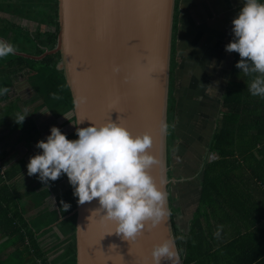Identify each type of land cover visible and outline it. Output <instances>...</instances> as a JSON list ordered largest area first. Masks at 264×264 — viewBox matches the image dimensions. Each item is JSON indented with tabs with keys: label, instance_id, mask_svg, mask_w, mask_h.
<instances>
[{
	"label": "crops",
	"instance_id": "1",
	"mask_svg": "<svg viewBox=\"0 0 264 264\" xmlns=\"http://www.w3.org/2000/svg\"><path fill=\"white\" fill-rule=\"evenodd\" d=\"M18 2L21 0H0V3ZM243 2L244 0H178V31L180 29L181 32L179 44L184 43L186 30L187 34L195 26L201 27V30L189 45H185L190 52L187 55L180 54L182 60L180 64L176 62L177 66L182 65L183 70L189 72L193 65L200 61L199 65L203 67L204 72V77L199 81H203L202 91L190 100L199 103V106L195 105L193 110L184 111L185 121L189 125L188 127L184 124L186 129L197 126L187 121L189 119L200 122L201 126H197L198 131L194 134L193 143L189 140L184 141L176 135L177 151L176 148L174 152L171 149L174 139L170 143V159L165 173L166 191L169 193L168 207L172 212L169 218L170 224L184 236L185 264H264V103L261 102L262 98L252 96L250 92H248L250 98L244 94L246 103L243 105L240 122L243 126H239L236 131L232 148L234 154L223 159L228 162L222 164L221 161L218 164L220 157L212 146L214 136L222 125L221 121L225 113L222 98L232 72L234 52L226 51L225 45L233 39L232 20ZM0 17L4 15L0 14ZM2 38L11 42L13 35L4 31ZM15 53L29 55L17 51ZM17 75L11 76L12 83L8 90ZM32 80L36 82L40 81V78ZM188 80L193 81V77H189ZM34 93L32 102L35 100L40 102L31 110L25 109L26 105H21L19 108H11L7 111H16V116L18 113L26 116L20 131L0 133V176L4 177L8 172L7 181L2 184L0 191L7 201V203L3 202L4 208L8 207L11 210L12 217H16V226L21 228L20 235L24 245L28 241V234H31L39 248L48 253V261L53 264L55 252L52 246H58L60 242L63 243V249L67 246L65 243L67 237L59 235L56 230L62 220L55 222V197L72 186L67 176L63 174L59 179L48 181L47 184L41 182L38 174L29 176L27 163L31 156L42 151L36 147V143L50 134L51 126L58 127L68 139H76V132L74 122L71 121L72 110L61 115H58L57 110L50 113L45 105H41L42 100L36 98L35 91ZM179 107L177 109L182 112L183 108L181 105ZM39 110H41L40 116L35 121L33 115L36 117ZM47 115H51L50 120H52L48 123ZM176 115L175 112V117ZM239 130L242 132L240 133ZM10 134L13 137H10ZM15 136L16 141L12 142ZM195 143L197 149L194 151L195 156L192 157L191 146ZM178 159L186 172L190 173L185 178L186 181L171 174L179 170L176 164ZM210 164H212L209 169L212 184L206 191L203 184L206 169ZM27 189L30 194L37 195L40 199L38 203L21 197L28 192ZM72 215L73 213L70 216ZM218 227L219 237L215 235ZM17 240L15 239V242ZM4 241L5 238L0 237V255L4 260L9 261L8 264H13L11 262L13 260L22 262V259L18 257L17 259L15 254L10 255L12 259L9 257L8 254L13 248L6 247ZM29 251L30 254L36 253L32 249ZM39 260L40 258H36V262ZM26 264L31 263L26 260Z\"/></svg>",
	"mask_w": 264,
	"mask_h": 264
},
{
	"label": "water",
	"instance_id": "2",
	"mask_svg": "<svg viewBox=\"0 0 264 264\" xmlns=\"http://www.w3.org/2000/svg\"><path fill=\"white\" fill-rule=\"evenodd\" d=\"M172 8L173 0H57L55 48L37 57L22 55L40 60L59 53L75 132L91 121L118 118L133 134L149 132V151L160 161L150 173L165 191L166 145L159 124L166 120ZM113 64L120 66L118 73L111 71ZM80 96L87 102L76 103ZM98 207L97 200L76 204L75 264H151L152 246L173 236L169 218L135 242L106 234L113 226L98 221L92 213Z\"/></svg>",
	"mask_w": 264,
	"mask_h": 264
},
{
	"label": "clouds",
	"instance_id": "3",
	"mask_svg": "<svg viewBox=\"0 0 264 264\" xmlns=\"http://www.w3.org/2000/svg\"><path fill=\"white\" fill-rule=\"evenodd\" d=\"M232 33L233 39L225 49L239 54L236 67L251 77L250 94L264 98V2L244 0L232 20ZM15 52V45L0 39V59ZM111 71L118 73L120 66L113 64ZM7 91L4 88L0 93ZM75 102L86 103L87 97L80 96ZM25 116L18 113L17 124ZM169 128L166 120L160 122L161 134L168 135ZM76 136L68 139L58 127L51 126L50 134L36 143L42 151L29 158L28 175L38 174L45 184L66 175L78 204L97 200L99 207L92 213L98 214L101 224H112L113 231L106 234L115 233L123 240L135 241L171 217L169 193L157 186L150 173L160 161L149 151L153 144L149 132L133 134L118 118V122L91 121L86 127H77ZM62 205L64 210L70 207L65 202ZM219 233L218 227L215 235L219 237ZM176 240L183 241L184 236L170 235L154 244L150 249L151 264H179Z\"/></svg>",
	"mask_w": 264,
	"mask_h": 264
},
{
	"label": "trees",
	"instance_id": "4",
	"mask_svg": "<svg viewBox=\"0 0 264 264\" xmlns=\"http://www.w3.org/2000/svg\"><path fill=\"white\" fill-rule=\"evenodd\" d=\"M177 7L178 0H173L166 99V116H169V118L172 119L169 121V124H171L174 118L171 113L176 109V99L173 97V73L177 66L175 59L177 54L175 50V41L178 32L179 15ZM0 14L4 15V17H0V28L13 35L11 43L15 45L17 52L26 53L32 56H40L45 51H50L55 48L59 29L57 19V0H21V2L18 3H0ZM22 20H28L29 23L32 24L33 30L24 29V27L19 24V21ZM239 59V54L234 52L231 78L222 98V107L225 109V113L221 121L222 125L217 130L213 139V149L220 157V160L217 161L218 164L227 156H232L234 154L232 148L234 138L236 137V131L239 129V126H243V124L240 125V122L243 105L246 103L244 94L247 95V98H250L248 95V83L250 82L251 77L245 76L243 72L236 67V62ZM59 62V53L46 55L40 60L31 59L18 54L2 58L0 59V90L8 88L11 85V76L25 72L30 76V79L40 78V81L38 80L32 83V88L36 92V98L42 100L41 105H45L50 113L57 110L58 115L70 112L72 110V99L69 88L64 80L62 70L58 68ZM239 76H241V78ZM8 95V92L0 93V133L5 131H8L9 133L15 132L16 130L20 131V127L22 126V123L17 124L15 121L17 117L15 113L16 111L7 112L11 107H15V109L20 107V103L15 100H9ZM261 102L264 103V98L261 99ZM71 121L74 122V116L71 118ZM169 130L171 141L176 138L174 132L175 129L170 127ZM239 132L241 133L242 131L239 130ZM169 154L170 145L167 144L165 166H168L169 164ZM226 162L228 161H223L221 163L223 164ZM211 165L212 164L206 169L203 184L204 190L206 191H208V187L212 184L211 174L209 173V169L212 167ZM7 177L8 172L5 173L4 177L0 176V187L7 181ZM3 202L7 203L0 191V237L5 238L4 242L5 246L7 245L6 247L9 246L13 248V251L8 254L9 257H11V254H15L16 258L18 257L22 259L23 264H26V260L31 264H50L47 257L48 253L39 248L31 234H28V241L26 242V245H24V240L20 235L21 228L16 226V217H12V212L8 207L4 208ZM62 202L69 204L70 207L67 210H64ZM55 204V222L62 220L57 225L56 230L59 235L67 237L65 240L67 246L63 249V243L61 242L58 246H52L54 249L53 251L55 252L53 264H74L75 217L74 215H70L76 209L77 197L73 194V187L57 195L55 197ZM9 215H11V217H9ZM171 230L173 236H180L172 224ZM15 239H18L17 242H15ZM17 245L19 247H17ZM175 245L180 250L182 264H185L186 261L183 259L185 241L176 240ZM30 249L36 251V253L30 254ZM0 256V264H3L6 261L2 255ZM36 258H40L41 261L39 260L36 262Z\"/></svg>",
	"mask_w": 264,
	"mask_h": 264
},
{
	"label": "rangeland",
	"instance_id": "5",
	"mask_svg": "<svg viewBox=\"0 0 264 264\" xmlns=\"http://www.w3.org/2000/svg\"><path fill=\"white\" fill-rule=\"evenodd\" d=\"M178 20H179V15H178ZM19 24L21 26H23L24 29H28L31 31L33 30L32 24L29 23V21L22 20V21H19ZM199 30H201V27H199V26L193 27L192 31H188V34H187V30H186L184 32V35H186V38H185V41L183 44L182 43L179 44V38L181 35V32H179L180 29L177 32L176 41H175V45H176L175 50H176V53H177V51H178V53L176 54L175 59H176V62L178 64H180L181 60H182L180 58V54L184 53L187 55V53L190 52V50H188L185 47V45H189V42L192 41V39L195 36H197ZM224 36H226V34H224ZM2 37H4V31H2L0 28V39H3ZM215 40H217V39L215 38ZM194 63H195V60L193 59V64ZM200 63L201 62L198 61V63H195L193 65V67L190 69V71L192 73L190 71L189 72L184 71L182 65H178L174 69V73H173V81H174L173 82V97L177 101H176V105H175L176 109L173 113H171V115L174 116V118H173V121L171 122V124H169V125H171L170 127H173V129H175L174 132H175V135H177V137H179L180 139H183L184 141L189 140L190 143H193L192 139H194V137H195L194 134L197 133V131H198L197 126H201V123L198 121H195L194 119H192V120L189 119L187 121H189V122L191 121V123H193L194 125H197V126H194L191 129H189V128L186 129L184 127V124L187 125L188 127H189V125L185 121L184 111L186 109H192L193 110V107L195 105L199 106V103H195L194 101H190V100H191V97H194V95L199 94V92H201L202 88H203V86L201 84L203 81L199 82L204 77L203 67H201L199 65ZM194 69H195V71H194ZM191 76L193 77V81L188 80L189 77H191ZM32 79H30L29 75L26 73L18 74L16 76V78L13 79L12 87L9 88V90H8V94L10 96L9 99L17 101L18 103H20V106L26 105V106H24V108L28 109V110H31L32 107H34L36 104H38L40 102V100H37V101L35 100L32 102V99L35 96L34 90L31 87V83L33 82ZM15 101H13V102H15ZM180 105L183 108L182 112H179L180 110L177 109V107H179ZM11 108L15 109L13 107H11ZM40 111L41 110L37 111L36 117L33 115V118L35 119V121L40 116L39 115ZM175 112L177 113L176 117H175ZM50 119H51V115H47V117H46L47 123L52 121ZM166 119H167L168 123H169V121L172 120L169 118V116H166ZM10 137H13L12 134H10ZM176 139L177 138H175V140L173 139L174 142L172 144L171 142L173 140L170 141V130H169V134L164 136V145H167V144L170 145V143H171L172 151L174 152V148H176V151H177ZM11 141L15 142L16 136ZM189 146H191V145L189 144ZM191 147H192L191 155H192V157H194L195 156L194 151H195V149H197V143L193 144ZM200 157H201V154H200ZM192 160H194V159H192ZM176 164H177V167L179 170L177 172H174V173L171 172V174H174L177 176V178H181V179H184V181H186L187 179H185V178H187V175H189L190 173L186 172L185 168L183 167V164H181V161L179 159L176 160ZM193 165H194V162H193ZM164 168H165V173H166L167 167L164 166ZM165 179H166V177H165ZM27 191L28 192L25 195H22L21 197H25L26 199H31V200H33V203H38V200H40V199H38L37 195L30 194L28 189H27ZM43 226H44V224H42V227ZM59 261H60V259H59ZM11 262L13 264H23L22 262L15 261V260H13ZM8 263H9V261L4 262L3 264H8Z\"/></svg>",
	"mask_w": 264,
	"mask_h": 264
},
{
	"label": "snow or ice",
	"instance_id": "6",
	"mask_svg": "<svg viewBox=\"0 0 264 264\" xmlns=\"http://www.w3.org/2000/svg\"><path fill=\"white\" fill-rule=\"evenodd\" d=\"M113 109H115V108H113ZM116 110V109H115ZM117 111V110H116ZM118 112V111H117ZM120 120V119H119ZM129 242H135V241H129Z\"/></svg>",
	"mask_w": 264,
	"mask_h": 264
}]
</instances>
